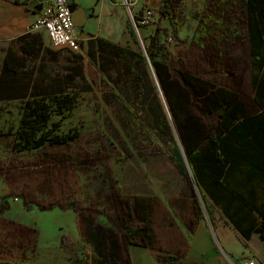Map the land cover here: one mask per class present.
<instances>
[{
    "label": "rangeland",
    "instance_id": "374dc122",
    "mask_svg": "<svg viewBox=\"0 0 264 264\" xmlns=\"http://www.w3.org/2000/svg\"><path fill=\"white\" fill-rule=\"evenodd\" d=\"M109 2L112 15L95 8L100 13L96 33L80 37L83 77L71 83L72 108L51 115L56 131L74 134V141L15 151L21 102L0 101V248L14 257L22 252L33 264H93L92 247L81 236L80 212H91L96 222L120 232L126 212L138 225L150 206L154 243L162 250L185 241L180 227L192 222L196 202L209 217L190 175L182 173L174 157L181 145L152 69L146 62L140 65V82L130 71V59L91 54L89 42L104 39L142 54L155 25L160 26L162 39L172 37L167 46L175 73L185 69L210 77L240 92L250 111L255 108L239 2L176 0L174 15L186 17L177 32L160 12L163 0H127L129 10L124 0ZM206 16H212L211 33L194 41L200 18ZM131 17L142 46L127 27ZM73 59L66 50H57L46 53L43 61L54 75ZM158 110L167 117L160 128ZM62 236L67 238L64 244ZM238 241L229 234V246L237 252Z\"/></svg>",
    "mask_w": 264,
    "mask_h": 264
},
{
    "label": "trees",
    "instance_id": "16d2710c",
    "mask_svg": "<svg viewBox=\"0 0 264 264\" xmlns=\"http://www.w3.org/2000/svg\"><path fill=\"white\" fill-rule=\"evenodd\" d=\"M174 1L163 0L160 12L167 17L172 30L177 32L186 17L174 15L177 7ZM235 1L241 5L246 22L244 33L252 103L255 106L253 111L249 110L240 92L225 84L185 69L175 73L170 66L167 39H162L160 26L155 25L149 41L145 43L146 53L142 50L139 54L104 39H96L95 44L91 41L89 45L91 54L97 52L106 57L130 59L133 63L130 71L140 82V65L144 62L148 66L150 64L176 128L192 182L199 191L211 225L214 227L209 201L220 208L242 245L247 247L252 233L264 238V0ZM70 7L72 10L75 8L74 4ZM133 19L137 26L141 25L136 15ZM211 21L212 16L200 18L193 34L194 41L210 35ZM216 22L218 26L221 23ZM131 25L128 22L127 27L137 43ZM14 44L15 48L7 49L0 72V101L16 99L21 102L14 150L31 151L74 141V134L58 133V125L50 119L52 114L63 115L72 108L71 83L76 77H83V54H71L74 57L72 63L65 65L63 72L57 71L53 75L43 61L44 54L51 50L45 47L41 34L24 33L14 39ZM99 67L102 72L106 69L102 63ZM114 95L117 96V92L114 91ZM158 111L156 126L160 128L165 125L167 117ZM174 157L187 176L178 147L174 149ZM196 207L194 223L204 217L199 202H196ZM144 211L143 220L138 225L130 221L131 212H126L124 221L120 223V232L116 226L105 227L96 222L91 212H80L81 236L92 247L93 264H132L130 245L162 250L154 243L150 206ZM66 240V236H62L63 244ZM181 256L183 254H158L157 257L179 264ZM0 264L33 263L22 252L14 257L7 249L0 248Z\"/></svg>",
    "mask_w": 264,
    "mask_h": 264
},
{
    "label": "crops",
    "instance_id": "0c3cea01",
    "mask_svg": "<svg viewBox=\"0 0 264 264\" xmlns=\"http://www.w3.org/2000/svg\"><path fill=\"white\" fill-rule=\"evenodd\" d=\"M49 2L50 0H0V72L7 49L15 48L14 39L24 34L28 25L43 14ZM70 3L75 6L72 10V19L80 40V37H86L87 32L96 33L98 29L100 13H96L95 8H99L100 11L104 9L106 17L112 15L110 13L112 6L109 0H70ZM124 7L126 8L125 4ZM42 32L45 33L43 30L38 33L41 34L45 47L49 48L51 52L57 51L50 47L47 36L44 38ZM92 43L95 44V41ZM36 74L38 73L35 70L34 75ZM209 207L214 227L211 225L209 217L207 218L203 213L204 217L197 223L191 222L188 227L182 224L180 232H182L181 235L186 236V239L178 246L172 245L171 249L166 248L170 252L130 245L131 263L175 264L158 259V254H183L182 262L179 264H243L245 259H252L255 264H264V238H261L257 233H252L247 241L248 246L244 247L237 232L231 227V223L220 208L212 201H209ZM193 218L194 215L192 220ZM230 233H233L241 244V249L238 252L229 246ZM174 242L178 244L179 240L175 238Z\"/></svg>",
    "mask_w": 264,
    "mask_h": 264
},
{
    "label": "built area",
    "instance_id": "2783aa9c",
    "mask_svg": "<svg viewBox=\"0 0 264 264\" xmlns=\"http://www.w3.org/2000/svg\"><path fill=\"white\" fill-rule=\"evenodd\" d=\"M70 4V0H50L43 14L28 25L25 33L43 30L53 50L83 54L80 39L75 31ZM171 38L169 36L167 40L169 41ZM243 264H255V262L252 259H245Z\"/></svg>",
    "mask_w": 264,
    "mask_h": 264
},
{
    "label": "water",
    "instance_id": "95a60500",
    "mask_svg": "<svg viewBox=\"0 0 264 264\" xmlns=\"http://www.w3.org/2000/svg\"><path fill=\"white\" fill-rule=\"evenodd\" d=\"M124 4H125V6H126V8H127V10H129V7H127V2H126V0H124ZM131 23H132V26H133V30H134V33H135V35H136V38H137V41L140 43V45L142 46V43H141V40H140V38H139V36H138V33H137V30H136V27H135V24L133 23V21H132V17H131ZM145 55V57H147V55L146 54H144ZM148 62V61H147ZM149 63V62H148ZM149 66H150V64H149ZM179 149H180V147H179ZM180 154L182 155V158H183V164H184V166H185V169H186V171H187V173L190 175V178L192 177V174H191V171H190V169H189V166L187 165V161H186V158H185V156H184V153H183V151L180 149ZM192 179V178H191Z\"/></svg>",
    "mask_w": 264,
    "mask_h": 264
}]
</instances>
